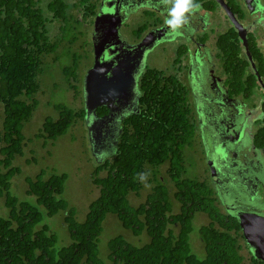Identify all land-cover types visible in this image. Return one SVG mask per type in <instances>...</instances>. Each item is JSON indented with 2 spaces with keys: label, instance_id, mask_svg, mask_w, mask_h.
Instances as JSON below:
<instances>
[{
  "label": "trees",
  "instance_id": "trees-1",
  "mask_svg": "<svg viewBox=\"0 0 264 264\" xmlns=\"http://www.w3.org/2000/svg\"><path fill=\"white\" fill-rule=\"evenodd\" d=\"M60 1L56 2L57 7L63 4ZM85 2L81 0L79 4ZM4 6L9 17L0 20V199L6 215L0 216V264H105L99 256L98 238L107 215L115 216L132 235L144 234L147 238L146 243L135 246L122 236L113 237L107 244V264H264L254 257L244 260L238 236H233L234 229L240 232L239 223L231 225L230 217L220 214L208 195L203 203L191 201L189 205L193 206L187 212L182 209L200 187L199 183L184 179L182 171V147L192 138L187 92L177 78H164L157 69H147L140 78L139 112L122 121L114 153L92 164L89 179L98 195L88 204L83 221L78 220L75 206L64 199L66 173L49 174L45 170L25 177L24 195L33 197L34 203L13 195L12 180L22 175L14 161L24 156L27 144L34 139L52 145L73 126L83 123L84 109L62 102L49 103L56 118H45L33 137L26 136L25 125L37 110L40 99L36 97L44 88L40 78L43 54H56V48L37 47L39 43H50L46 34L51 20L43 18L34 6L28 9L21 2ZM226 37L220 38L218 45L223 56L227 57L228 51L233 53V66L239 75L228 80H237L247 64L240 57L239 48L223 49L225 44L237 45L235 33L233 40L230 35ZM75 39L68 43H75ZM251 54L257 60L262 58L257 50H251ZM82 60V52L72 50L69 58L57 56L54 60L55 66H60L62 84L75 97L81 94L78 71ZM230 66H225L227 73ZM258 70L264 73V67ZM54 80L51 76L47 83L55 89L61 80ZM107 112L101 107L96 114L104 116ZM166 164L169 189L156 176V169ZM142 173L146 174L144 181L139 179ZM148 186L146 200L133 205L130 195L140 197ZM187 189L189 194H184ZM196 213L210 219L196 232L206 252L203 259L193 253L190 244ZM56 215L62 218L69 238V243L58 249L57 236L44 223L45 218Z\"/></svg>",
  "mask_w": 264,
  "mask_h": 264
},
{
  "label": "flooded vegetation",
  "instance_id": "flooded-vegetation-1",
  "mask_svg": "<svg viewBox=\"0 0 264 264\" xmlns=\"http://www.w3.org/2000/svg\"><path fill=\"white\" fill-rule=\"evenodd\" d=\"M79 1L81 0H61L63 4L57 7L58 0H0V20L9 17L4 5L10 6L17 2L28 9L34 6L43 18L51 20L46 34L50 43L47 46L42 43L37 45L38 48L48 49L50 45H55L56 48V54L44 53L41 60L43 75L40 78H47L46 82L51 76H63L55 73L58 67L54 60L57 56L61 57L62 51L69 58L71 50L82 52L83 60L78 72L84 78L94 63V45L108 40L118 42L117 51L111 55L113 48H108L100 62L105 64L115 55L120 58L114 61L112 67L123 58L134 61L130 62L128 72L132 73V77L138 78L139 88L140 78L151 68L143 65L145 58L147 60L160 49L164 53L173 49L170 53L172 70H157L164 73V78H177L187 92L192 138L189 144L182 147V165L189 158L195 160L197 166L192 171L194 174L185 171L184 179L188 177L193 180H187L200 185L190 201L182 205V209L187 212L193 206L189 205L191 201L203 203L208 195L220 214L230 217L231 225L238 222L240 227L237 215L264 219V73L261 74L258 70L259 67H264V0H195L200 5L199 9L187 14L188 23L177 31H173L165 23L171 5L164 0H85L83 5ZM220 2L242 25L251 62ZM97 19L98 31L95 33L94 23ZM137 19L140 23L130 32H125ZM118 20L117 32L112 34V24ZM234 33L237 45L225 44L223 49L233 50V46L239 48L240 57L247 65L240 74L241 78L230 81L228 78L239 75L238 68L233 66L236 61L232 60L231 51H228L227 57L223 56L218 41L220 38L227 39L226 35H230L233 40ZM149 34L153 39L152 47L146 49L144 59L139 62L140 54L135 48ZM74 37L76 42L68 43ZM58 41L62 42L57 44ZM251 50H257L262 58H254ZM64 60L62 57L61 61ZM226 65H231L228 73ZM110 75L111 71L108 72V77ZM40 93L42 90L36 99H39ZM46 114L43 121L45 118H56L53 109ZM31 122L32 119L25 125L26 129ZM113 141L114 138L107 137L109 155L103 160L114 153L117 143L115 146L111 145ZM168 170L167 164L156 169L157 180L166 189L171 186ZM153 172L154 169L150 168V173ZM34 176L36 175L28 177ZM147 188L149 191L150 186ZM184 194H189V190ZM197 214L202 213H196L193 220L199 217L196 218ZM202 215L204 217H200L201 220L207 222L201 226H206L210 219L205 214ZM233 233V236H238L242 246L240 254L244 260L250 261L251 257L257 259L246 245L241 227L240 232L234 229ZM199 247L198 250L202 252L200 259H203L206 252L201 244Z\"/></svg>",
  "mask_w": 264,
  "mask_h": 264
},
{
  "label": "rangeland",
  "instance_id": "rangeland-1",
  "mask_svg": "<svg viewBox=\"0 0 264 264\" xmlns=\"http://www.w3.org/2000/svg\"><path fill=\"white\" fill-rule=\"evenodd\" d=\"M140 21L134 20L132 24L126 29L125 32H130L133 30ZM174 50L170 49L169 52L164 53L162 49L156 51L149 58H145L143 65H148V67L155 69H171V54ZM61 56L66 54L62 51ZM172 70V69H171ZM60 66L56 69L55 73H60ZM81 83L83 81L82 74L80 75ZM47 78L44 80V88L42 93L39 94L40 103L35 111L32 122L25 127V134L27 137H33L40 128L43 117L47 115L46 113L51 112L52 108L49 103L62 102L66 103L65 105L71 108H82L83 101L82 95L75 97L72 91H67L65 83L62 84L61 81H64L62 76L60 78H55L54 82H57L58 79L59 85L54 89L51 84L46 82ZM80 83V92L82 89ZM136 88L135 93L139 95L138 88V78L136 79ZM46 93V94H45ZM74 97V98H73ZM49 103H46V102ZM50 114V113H49ZM55 115V114H54ZM84 122L78 125L73 126L66 135L58 138L56 142L52 145L50 142H43L42 140H34L27 144L25 148V154L21 158H17L14 161L15 166H19L22 170V175L15 177L12 180L11 192L13 195L18 197L20 200H27L34 203V198H28L24 195V190L26 184L24 181L25 177L33 176L40 174L41 171L46 170L47 173L51 174V171L56 173H66L68 175V180L66 182L64 199L67 200L69 204L75 206L77 209V218L79 221H83L87 211V206L94 198L97 197L98 191L90 184L89 173L92 167V164H95L91 152L90 144L88 140L86 126ZM34 158V161H31V158ZM27 162H30L28 164ZM35 164V165H34ZM185 166V167H184ZM182 166L183 175L185 171L194 174L193 169L196 165V162L193 158L185 160V165ZM164 169H162L163 173ZM193 171V172H192ZM187 176V175H186ZM190 179L188 177H185ZM193 180V179H190ZM89 184V185H87ZM94 191H91V189ZM148 188L141 192V196L137 197L136 195H130L129 199L133 205L140 204L144 202L148 196ZM6 210L3 206V200L0 199V216H5ZM199 216V217H198ZM198 217V218H197ZM200 217H204L202 214H197L196 220H193L194 232L190 235V244L192 251L195 255L200 258L202 252L198 249L201 244L197 239V229L205 224V221H202ZM195 219V218H194ZM44 223H46L51 232L57 236V245L56 248L66 246L69 243V238L67 236L66 230L63 228L62 218L60 215H56L52 218H45ZM115 236H122L127 242L140 246L142 243L147 242L146 236L143 234L141 237L132 235L129 231H126L121 227V224L113 215H107L106 219L102 225V232L98 238V249L99 256L102 261L107 264V244L110 239ZM244 254V252H242Z\"/></svg>",
  "mask_w": 264,
  "mask_h": 264
},
{
  "label": "water",
  "instance_id": "water-1",
  "mask_svg": "<svg viewBox=\"0 0 264 264\" xmlns=\"http://www.w3.org/2000/svg\"><path fill=\"white\" fill-rule=\"evenodd\" d=\"M220 3L226 10L227 17L230 19L231 24L242 41L246 57L251 62L245 31L242 25L228 12V8H226L222 2ZM98 24L97 19L94 23L95 33L98 31ZM118 25L119 20L112 24L114 29L112 34H116V27ZM152 42L153 39L149 34L136 46L135 50L140 54L139 62L142 61V58L144 59V52H146V49L152 47ZM117 45L118 42H111L108 40H102L99 44L94 45V63L86 72L82 81L83 122L86 126L90 152L95 164L102 162L103 158L109 155L106 147L107 137L114 138L111 145L115 146L121 134L122 121L127 116L139 112L138 101L140 94L137 95L135 93L137 78L132 77V73L128 72L130 62L134 61L123 58L112 67L114 61L118 59V57L120 58V56L115 55L105 64L100 62L105 50L113 48L110 53L111 55L115 54L118 48ZM104 66L106 67L103 68ZM251 66L255 71V67L252 63ZM109 71H111V75L108 77ZM255 73L259 78L258 73L256 71ZM100 107L106 108L108 110L107 114L98 116L96 111ZM237 218L239 219L246 245L254 252L255 257L264 263V219L258 218L257 216L244 215H237Z\"/></svg>",
  "mask_w": 264,
  "mask_h": 264
},
{
  "label": "clouds",
  "instance_id": "clouds-1",
  "mask_svg": "<svg viewBox=\"0 0 264 264\" xmlns=\"http://www.w3.org/2000/svg\"><path fill=\"white\" fill-rule=\"evenodd\" d=\"M171 5L168 9V19L165 23L173 30L177 31L188 23V15L199 9L200 5L195 0H164ZM139 179L144 181L146 174H140Z\"/></svg>",
  "mask_w": 264,
  "mask_h": 264
}]
</instances>
